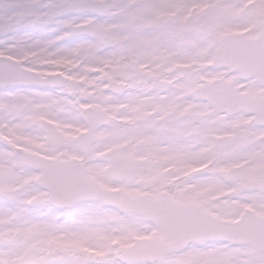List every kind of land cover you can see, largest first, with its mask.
Here are the masks:
<instances>
[{
  "label": "snow or ice",
  "instance_id": "6c2138e0",
  "mask_svg": "<svg viewBox=\"0 0 264 264\" xmlns=\"http://www.w3.org/2000/svg\"><path fill=\"white\" fill-rule=\"evenodd\" d=\"M0 264H264V0H0Z\"/></svg>",
  "mask_w": 264,
  "mask_h": 264
}]
</instances>
